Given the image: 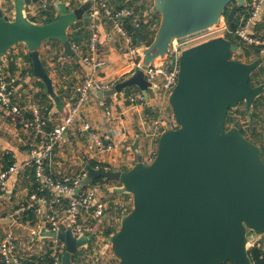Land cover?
Segmentation results:
<instances>
[{
    "label": "water",
    "instance_id": "water-1",
    "mask_svg": "<svg viewBox=\"0 0 264 264\" xmlns=\"http://www.w3.org/2000/svg\"><path fill=\"white\" fill-rule=\"evenodd\" d=\"M0 0V56L24 44L32 61V75L40 79L46 94L56 98L52 80L41 60L40 48L61 42L64 57L80 60L69 40V29L91 19L94 3L74 9L58 3V15L42 23L31 20L26 7L40 0H14L10 17ZM147 17L160 16L152 41L135 28L141 47L140 63L150 69L155 62L174 64L173 43L213 32L231 5V27L249 0H152ZM129 20V19H126ZM241 47L218 33L182 49L177 84L168 96L174 126L164 122L158 149L148 163L140 154L126 171L86 167L81 188L95 179L119 183L118 190L132 197L133 208L125 210L111 247L117 264H255L253 243L264 249V159L261 146L241 130L227 129L231 109L245 103L248 121L253 106L264 94V84L251 85L263 57L252 62L234 60ZM144 69L117 83L108 91L95 92L101 100L126 94L137 87L148 98L157 85ZM38 157L41 156L37 155ZM65 244L60 264H76L77 253L88 246L90 236L76 237L70 229L47 232Z\"/></svg>",
    "mask_w": 264,
    "mask_h": 264
},
{
    "label": "crops",
    "instance_id": "crops-1",
    "mask_svg": "<svg viewBox=\"0 0 264 264\" xmlns=\"http://www.w3.org/2000/svg\"><path fill=\"white\" fill-rule=\"evenodd\" d=\"M13 1H3L4 8L10 17L15 12ZM45 1L47 0H40L26 7L30 19H36L37 23L45 21L46 17L42 15L43 12L40 9ZM103 1L112 12L127 9L128 6L135 8L148 5L151 7L153 4L152 0ZM83 2L84 0H73L69 5L71 9H74ZM56 5H53V8L49 10V13L55 16L58 15ZM261 21H264V15ZM81 25L90 31L91 37L94 33L99 36L98 49L95 54L89 51L91 37L89 40H81V49L77 52L80 60L64 57V49L62 48L60 54V48L58 49V45L53 43L46 42L40 48L41 60L52 80L56 98L49 95V100L42 98L43 94H46L43 82L28 73L23 75V71L30 67L25 58L26 55H29V50L24 44L17 45L5 56H0V64H4L12 76L19 77L14 104L21 111L19 114L13 113L10 109L0 105V173L5 172L3 169L7 156L14 159L15 164L26 165L24 169L11 173L6 190L0 191V241L9 235L14 237L20 256L27 260L47 263L41 258L51 243L56 246V239H52L46 234L50 231L44 220L40 221L36 215L35 225L41 222L42 229L36 236H32L31 231L34 225L24 220L23 212L19 213V209L24 207L22 204L30 198L33 186L31 177L26 171L28 167L32 166H29L28 163L38 157L35 153L37 155L41 153L51 133L48 130L43 134L37 133L31 125L35 121V116L28 107L35 104L37 107L45 109V102H48V105H51L48 113V128L52 129L63 123L70 114L71 107L77 97L76 86L83 79L92 77L95 72L106 81L120 82L130 76L127 70L130 69L132 57L128 52L126 39L117 32L113 21L104 15L96 18L91 16L88 23ZM72 28L69 29L70 35L77 31ZM86 56H94L96 60L104 62L105 65L94 69L84 62L83 59ZM134 93L142 92L139 90L131 92L129 95L120 94L109 100H101L95 92H92L75 128L70 130L64 141L53 150L49 159L51 176L74 178L82 171L86 172V167L91 162L105 165L106 169H131L138 159V154L145 160L153 156L154 147L158 149L160 136L157 124L164 123L167 114L170 118L172 110L169 107L168 99L159 94V91L149 90L148 102L144 105L133 104L130 101V97ZM107 111H110L111 116L107 114ZM32 116L33 120H31ZM262 120H264V113L261 111L260 120L257 121ZM85 123L90 124L93 130L102 137H109L115 149L103 158L94 157L88 150L89 135L82 133ZM262 128L264 134V123ZM151 152L152 154L148 155ZM106 187L108 194L105 191L102 193L105 200L109 195L115 199V203H128L127 195L118 190V184L104 185V189ZM109 217L110 215L107 213L105 219L107 220Z\"/></svg>",
    "mask_w": 264,
    "mask_h": 264
},
{
    "label": "built area",
    "instance_id": "built-area-1",
    "mask_svg": "<svg viewBox=\"0 0 264 264\" xmlns=\"http://www.w3.org/2000/svg\"><path fill=\"white\" fill-rule=\"evenodd\" d=\"M72 1L73 0H47L42 5V8L44 9L62 2L71 3ZM91 1L94 3V7L91 10L90 15L93 18L101 17L102 15L108 17L113 21L117 32L126 39L128 52L132 57L130 69L127 70L128 75L131 76L139 69H144L139 60L141 47L135 43L133 36L125 29L123 23L124 19H130L133 21L134 25L138 26L140 16L129 9H123L113 15L103 0ZM263 15L264 0H250L248 15L241 18V23L234 32L235 35L246 43L259 47L261 55H264V38L260 39L259 37H255L253 30L255 29L256 24L261 21ZM227 31L228 27L226 23H224V25L220 24L218 28L209 34L184 42L175 41L172 46V59L174 60V64L170 65L169 61L155 62L150 69H144L148 80L156 84L159 94H162L164 98L168 99L169 94L177 84L179 58L182 49L207 37L218 33H226ZM98 38L99 36L97 33H94L91 37L89 51L92 54H95L98 49ZM83 60L94 69H98L105 65L104 62L96 60L94 56H86ZM18 80L19 77L12 76L7 67L4 64H0V105L10 109L13 113L19 114L21 111L14 104ZM117 83L118 81L116 80L106 81L101 79L96 72L92 77L83 79L78 83L76 86L77 98L71 107L70 114L64 119L63 123L55 126L53 132L49 134L47 142L41 150V156L35 158L33 162L28 163L29 166L36 165L38 181L43 187H49L54 192L55 201L50 202L45 196L40 197L37 194H33L30 196V203L27 209H31L33 204L36 203V215L40 221H45L49 226L48 230L50 232L61 233L65 229H70L76 237L90 236L91 239L93 238L95 241H101L102 243L97 244L99 246L107 241L103 238V226L105 217L107 216V203L105 196H102L104 184L99 182L82 189L80 186L86 177L85 171H82L74 178L66 177L63 182H54L46 174V162L49 161L55 147L60 145L64 141L68 132L75 128L82 110L89 102L92 90L105 92L114 88ZM130 101L133 104L144 105L147 104L148 98L142 93H137L130 97ZM28 109L32 111L35 116V121L31 124L32 127L37 133L43 134L45 132L44 126L46 125V121L41 118L37 105H30ZM107 114L111 116L110 111H107ZM165 122L174 126V120H166ZM163 124V122L157 124L160 134L163 131ZM82 133H88L90 139L88 150L94 157L103 158L115 149V146L109 137H102V135L95 132L92 126L88 123L84 124ZM35 155L37 156V153H35ZM25 166L26 165L14 164L9 170L1 172L0 191L6 190L7 181L11 173L20 171L24 169ZM62 198L70 199V204L63 212H59L57 208L54 207V204L60 203V199ZM25 210V206L21 207L19 213H22ZM41 229V222L34 225L31 231L32 236H36L40 233ZM55 244L56 247L59 248V252L53 255L54 257L51 262L43 263L32 261L20 256L15 238L9 235L0 241V256L5 264H60L66 246L64 243H59L58 240H56ZM256 244L259 243H253L251 248Z\"/></svg>",
    "mask_w": 264,
    "mask_h": 264
},
{
    "label": "trees",
    "instance_id": "trees-1",
    "mask_svg": "<svg viewBox=\"0 0 264 264\" xmlns=\"http://www.w3.org/2000/svg\"><path fill=\"white\" fill-rule=\"evenodd\" d=\"M249 4H250V0H249ZM231 7H232V5L229 8H227L225 15H224L225 22H226V25L228 27V31L226 32L227 38L232 40L234 43L238 44L241 47V49L243 50V54H241L240 56H244L246 58V62H252L253 60L257 59L258 57H263V62L261 64V66L253 73V75L251 77V85L257 86L260 84H264V55H261L260 48L246 43L245 41H243L241 38H239L234 33L236 28L241 23V18L243 16L248 15L249 7L243 8L239 11V13L235 19L234 27H231L229 22H228V15H229ZM51 8H53V5H51L47 8H44V9L41 8V6H40L41 11L43 12L42 15H44L46 17L45 20L46 19H53L55 17L54 14L49 13V10ZM131 8H132L131 6L127 7V9L131 10L132 12H134L135 14L140 16L138 27L140 28L141 31H143L147 35L149 40L152 41L154 36H155L156 29H157L159 22H160V16L158 14H153V15H150L149 17H147V13L149 12V9L151 8L148 5H142L140 7H135L132 9ZM122 10L123 9H120L119 11H116V12L113 11L114 13L112 11L111 12L113 15H115ZM31 19L35 22L37 21L34 18H31ZM83 23H88V21H80V22L76 23L75 25H73L72 29H75L77 31H74L71 35L69 34V40L71 41L73 46L76 47L78 50L81 49L80 48L81 40H83V39L89 40L91 37L90 31L87 30L86 28L82 27L81 24H83ZM123 23H124L125 29L133 36V39L136 43L135 29H134L135 28L134 26H136V25H134L133 21L130 19L129 20L124 19ZM154 27H156V28H154ZM253 34L255 37H259L260 39L264 38V21H259L256 24L255 29L253 30ZM48 42L53 43L54 45L55 44L58 45V49L60 48L59 53L61 54L62 48H63L61 42H59L57 40H50ZM19 45H21V44H19ZM77 49H76V51L78 52ZM79 53H80V51H79ZM232 57H233V55H232ZM25 58H26V61L30 64V67L28 69H25L23 71L24 73L23 72L22 73H23V75L28 73L32 76V61L28 55H26ZM138 91H139V89L137 87H131V88L127 89L126 94L129 95L131 92H138ZM134 94H132V95H134ZM42 98L49 100V96L46 95L45 93L43 94ZM76 98H75V100H76ZM45 105H46L45 109H44V107L38 106L39 111H40V116L43 120L46 121L45 122L46 125L44 126L45 131L48 130V132H53L55 127L52 129L48 128V125H49V123H48L49 114L48 113H49V109H50L51 105H48V102H45ZM261 111L264 113V94L255 102V104L253 106V114H252L251 121H248V119H247L245 103L241 102L239 104V106L237 107V109H231L230 110L228 117H227V120H226V126H227V129H230L233 126L238 127L241 130V132L243 133V135L246 136L251 142L261 146V148L263 150L262 151V157L264 159V134L262 131L264 120L259 121V122L257 121V120H260ZM33 119H34V117L32 116L31 120H33ZM244 125L247 126L248 130H246L244 128ZM249 132H251L250 133L251 136H249ZM14 161L15 160L12 159L10 156H7L5 159V166H4L3 170L4 171L9 170L15 164ZM89 165H91L94 168L99 167L102 169H106L105 165L99 164L97 162H91V163H89ZM46 166H47L46 174L52 181L63 182L65 177L54 178L53 176H51L50 171H49V161L46 162ZM126 170H129V169H123V171H126ZM26 171H27V173H29L31 180H32V183H33L32 191H31L30 195L37 194L40 197L45 196L50 202H54L55 201L54 192L49 187H43V185L37 179L36 165H32V166L28 167L26 169ZM99 182L104 184V185L113 184V182H110L108 180L100 178V179L93 180L88 185L82 187V189H85L89 185H93V184H96ZM114 184H118V186L120 185L119 183H114ZM105 192L108 194V188H107V191L105 190ZM126 197H128V199L131 198V196H129V195H127ZM29 203H30V198L28 199L27 202H24L22 204V206L26 207V210L23 212L22 215H23V218L25 221H29V222H31L32 225H35L37 204L34 203L33 207L31 209H27ZM69 204H70V199L62 198V199H60V203L54 204V207L57 208V210L60 212L61 210L66 209L69 206ZM130 209L131 208H129L128 203L121 204V203H115V201L114 202L112 201L110 203V208L107 210V213H109L110 217L107 220L105 219V221H104L103 238H105L108 241L109 237L118 231V229H117L118 227L115 226L113 223L114 219H116V217L121 218V214L123 213V211H125V210L131 211ZM110 223L112 226H110ZM107 241H106V244H107ZM59 243H63V242L59 241ZM95 245H96L95 239L92 238L91 241L89 242L88 246L81 249L77 253L76 264H91L90 255L95 253V247H97V246L100 247L99 245H96V246ZM58 252H59V248L51 243L48 247L47 252L45 253V255H43V258H41V259H43L44 261L49 263L53 260V257H54L53 255H55ZM250 256H251V258L255 264H264V249L259 244L254 245L250 249ZM0 264H5L1 257H0ZM225 264H230V263H225Z\"/></svg>",
    "mask_w": 264,
    "mask_h": 264
},
{
    "label": "rangeland",
    "instance_id": "rangeland-1",
    "mask_svg": "<svg viewBox=\"0 0 264 264\" xmlns=\"http://www.w3.org/2000/svg\"><path fill=\"white\" fill-rule=\"evenodd\" d=\"M224 23H226L225 22V18H223L222 19V21H221V24H223L224 25ZM233 59L234 60H238V61H241V62H246V58L244 57V56H240V55H238V54H233ZM170 112H171V110H169ZM168 111V112H169ZM171 115H170V118H169V116H168V114L167 115H165V120H168V121H173L174 120V114H173V112L172 113H170ZM244 128L246 129V130H248V128H247V126L246 125H244ZM250 133L251 132H249V136H251L250 135ZM157 149L154 147V150H153V156H150V157H148L147 158V161L150 163L151 162V160H153V158L155 157V155H156V153H157V151H156ZM152 154V152L150 153V154H148V155H151ZM147 155V156H148ZM153 157V158H152ZM107 191V187L104 189V191ZM122 193V192H121ZM114 202L115 201V199H112L109 195L108 196H106V203H107V210L110 208V203L111 202ZM128 206H129V208H133V204H132V197L131 198H129V200H128ZM130 209V210H131ZM124 212V211H123ZM122 215V214H121ZM114 225L115 226H117L118 228V230H119V228H120V218H118V217H116V219H114ZM110 226H112L111 225V223H110ZM104 231V230H103ZM106 241V240H105ZM99 243H102L101 241H95V244L97 245V244H99ZM95 245V246H96ZM106 242L104 243V244H101L100 245V247H95V253H93L92 255H90V259H91V264H117V262H118V260L114 257V254H113V250H112V248L111 247H106ZM88 259V258H87Z\"/></svg>",
    "mask_w": 264,
    "mask_h": 264
}]
</instances>
